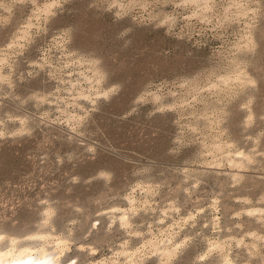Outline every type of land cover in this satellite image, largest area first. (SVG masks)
Returning a JSON list of instances; mask_svg holds the SVG:
<instances>
[{"label": "rangeland", "instance_id": "1", "mask_svg": "<svg viewBox=\"0 0 264 264\" xmlns=\"http://www.w3.org/2000/svg\"><path fill=\"white\" fill-rule=\"evenodd\" d=\"M35 233L264 264V0H0V245Z\"/></svg>", "mask_w": 264, "mask_h": 264}, {"label": "bare ground", "instance_id": "2", "mask_svg": "<svg viewBox=\"0 0 264 264\" xmlns=\"http://www.w3.org/2000/svg\"><path fill=\"white\" fill-rule=\"evenodd\" d=\"M93 79L95 81H97L98 80V76L93 74ZM89 86H91V85H89ZM217 148H219V147H217ZM258 214H259V211H258ZM123 218H124V216H123ZM123 222H124V220H123ZM168 232H169V230H168ZM167 234H169V233H167ZM34 235H37L39 237V241L36 244H34V243H32V244H30V243L27 244L26 243L25 244L24 242H23V244H21L22 241H21V243H19L16 240V238H14V237H9L7 239V242L5 240V243L6 244L0 245V264H41V262H44V261H47L48 264H54V263H52V261H54V260L57 259V255L58 254L62 253V251L64 249L63 247L65 246L64 242L61 241L60 238H54V237L53 238H49V237H52V236H49L48 234L35 233ZM5 238H6V236H5ZM150 238H152V237H150ZM160 238H161V236H160ZM35 239H37V238H35ZM169 239H170L169 236H167L165 240L166 241H169ZM259 239H260V237L257 236V241ZM0 240H1V236H0ZM162 240H164V239H162ZM162 240L159 239V240L156 241V240H152V239L149 240L148 239V241L146 242L148 249L147 248L146 249L149 250V251L150 250H153V251L154 250H157V248H159L158 243L162 242ZM50 243H52L51 247H49L50 246L49 245ZM145 246H146V244H145ZM254 246H257V243H255ZM142 247H144V246H142ZM164 247H165V245H164ZM164 247H161V248H164ZM141 249L142 248H140V250ZM140 250H139V252L142 251V250L141 251ZM174 250H176V246L173 247L172 251H174ZM172 251H170V250H164L163 252L162 251L161 252H162L163 256L167 259V258H169L170 255H172L171 254ZM122 253H123V251H122ZM125 253H124V255H126ZM134 254L135 253L132 252V253H129V255H126L125 256V258H126L125 259L126 260L125 261V264H131L130 263L132 261L131 257ZM136 256H137V253H136ZM59 257H60V255H59Z\"/></svg>", "mask_w": 264, "mask_h": 264}, {"label": "snow or ice", "instance_id": "3", "mask_svg": "<svg viewBox=\"0 0 264 264\" xmlns=\"http://www.w3.org/2000/svg\"><path fill=\"white\" fill-rule=\"evenodd\" d=\"M54 3H55V0H54ZM52 6H54V4L50 5L49 7H52ZM249 83L252 84L253 87H255V82L254 81H249ZM249 119H251V117H249ZM45 222H47V221H45ZM200 259L204 260V259H206V257L205 256H201ZM69 261H70V264H76V262L74 260H71V258H69ZM41 264H48V262L44 261V262H41Z\"/></svg>", "mask_w": 264, "mask_h": 264}]
</instances>
